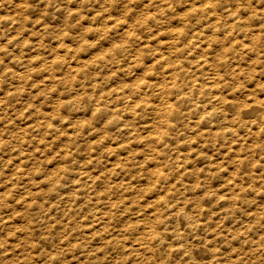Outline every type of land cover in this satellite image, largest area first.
Returning a JSON list of instances; mask_svg holds the SVG:
<instances>
[{
  "label": "rangeland",
  "instance_id": "1",
  "mask_svg": "<svg viewBox=\"0 0 264 264\" xmlns=\"http://www.w3.org/2000/svg\"><path fill=\"white\" fill-rule=\"evenodd\" d=\"M106 1L93 14L86 0H0V264H202L183 250L207 236L226 264H264V193H242L251 201L241 208L234 199L241 190L224 180L264 192V128L256 135L259 123L246 121L264 109V19H248L255 9L249 11L247 0H212L209 11L226 19L218 35L194 13L209 8L204 0H123L126 8L122 0ZM19 2L25 6L16 7ZM230 2L240 10L227 17ZM250 5L260 9L264 0ZM142 14L149 20L139 21ZM235 16L242 28L236 34L228 26ZM191 83L199 85L188 99L173 87ZM201 84L208 97L218 98L194 102ZM253 100L261 106L256 115L234 116L237 105ZM171 105L180 118L168 113ZM157 131L166 135L165 143L150 140ZM190 166L203 170L197 193L169 188L167 182L184 171L182 177L193 182ZM151 168L167 176L149 179ZM98 174L105 176L100 190L106 182L112 187L93 193L87 205L86 182ZM179 198L186 201L184 211L199 215V226L188 231L190 240L166 244L161 235L185 231L173 204ZM246 245L256 252L247 254Z\"/></svg>",
  "mask_w": 264,
  "mask_h": 264
},
{
  "label": "bare ground",
  "instance_id": "2",
  "mask_svg": "<svg viewBox=\"0 0 264 264\" xmlns=\"http://www.w3.org/2000/svg\"><path fill=\"white\" fill-rule=\"evenodd\" d=\"M87 1V3H88V5L91 7V9H92V12H93V14H94V7H96L97 5H99V4H101V2H107L106 0H86ZM111 1V0H110ZM126 1V0H125ZM129 1V0H128ZM135 1H138V0H135ZM140 1V4L141 3H143V2H141V0H139ZM145 1V0H144ZM152 1H155L154 3H156L157 1L156 0H151V1H149L148 3L147 2H145L144 4L146 5H148V4H150V2H152ZM163 1V0H162ZM161 1V2H162ZM193 1H195V0H193ZM217 2H218V0H216ZM220 1H223V0H219V2ZM230 1H232L233 2V0H230ZM237 1L238 0H236V3H237ZM251 2L252 3V0H247V2ZM261 1V0H260ZM113 2V1H112ZM112 2H110V3H112ZM118 2V1H117ZM132 1H130V3H131ZM160 2V3H161ZM169 2V1H168ZM168 2H166L167 4H168ZM205 2V3H204ZM213 2L214 1H212V0H204L203 1V3L205 4V5H207V7H209V8H206L205 6H202L203 4H201L202 3V1H201V3L200 4H198V6L200 5V10H201V12H199L198 11V13H196V11H194V13L195 14H197V15H199V17L200 16H203V19H205L204 17H206V20L205 21H203L204 22V24L205 23H207L206 24V26H209L210 28L212 27V29H214V33H215V31L219 28V26H221V25H223V23L224 22H226L225 20H224V22L222 21H219V20H222V15L223 16H225L224 14H220V15H218V14H214V13H211V11H209V9H211V5H212V7L213 6H215V5H213ZM227 2V1H226ZM225 1H224V3H226ZM244 2H245V0H244ZM122 3H123V6H124V3L125 2H123V0H122ZM153 3V2H152ZM151 3V4H152ZM164 4H165V2H163ZM198 3V2H197ZM210 3V4H209ZM250 3V4H251ZM261 3V2H260ZM106 4H108V3H106ZM105 4V5H106ZM162 4V3H161ZM229 4V3H228ZM235 3H231L230 2V7L228 8L227 6H226V4H225V6L228 8H224V9H227V12H226V16L227 17H231V16H234V15H237V12L240 10V9H238V6H235L234 5ZM250 4H247L248 6H247V8L249 9H255V11H253V12H250L249 14H248V19L250 20V21H254V23L255 22H258L259 24H260V19H264V6L263 7H261L260 9H258V8H256V7H254V5L252 6V5H250ZM16 5V7H17V5H19V8H20V5H24L25 6V4H23L22 2H19V3H16L15 4ZM104 5V4H103ZM125 5H127V3L125 4ZM129 5V4H128ZM133 5V4H132ZM135 5H138V4H135ZM163 5V4H162ZM169 5V4H168ZM236 5H239V3L238 4H236ZM130 6V5H129ZM144 6V5H143ZM159 6H160V4H159ZM192 6V5H191ZM218 6H219V3H218ZM240 6V5H239ZM244 6H245V4H244ZM257 6V5H256ZM23 7V6H22ZM60 7H65V4H62ZM125 8H126V6H124ZM147 7V6H146ZM155 7H156V5H155ZM163 7V6H162ZM165 7H167V5L165 6ZM190 7V6H189ZM220 7V6H219ZM224 7V6H223ZM236 7H237V10H236ZM258 7V6H257ZM260 7V6H259ZM148 8V7H147ZM150 8V7H149ZM157 8V7H156ZM155 8V9H156ZM164 8V7H163ZM216 8V7H215ZM221 8V7H220ZM219 8V9H220ZM240 8V7H239ZM22 9V8H21ZM97 9V8H96ZM144 9V8H143ZM168 8H166V10H167ZM172 9V8H171ZM218 9V10H219ZM249 9V11H251ZM75 10H77V9H75ZM74 11V10H73ZM158 11H159V7H158ZM163 11H164V9H163ZM168 11V10H167ZM171 11V10H170ZM191 11V10H190ZM217 11V10H216ZM243 11V10H242ZM186 12V11H185ZM214 12V11H213ZM244 12V11H243ZM246 12V11H245ZM148 14V13H147ZM160 14H162V12L160 13ZM164 14V13H163ZM184 14V13H183ZM186 14H187V12H186ZM186 14H185V16H186ZM194 14V15H195ZM241 14V13H240ZM247 14V13H246ZM245 14V15H246ZM74 15H76V16H79V15H81V13L80 12H76V13H74ZM95 15H96V12H95ZM149 15L150 14H148V17H149ZM167 15V14H166ZM189 15V14H188ZM193 15V16H194ZM156 16V15H155ZM91 17V16H90ZM148 17H146V15H144V14H142L138 19H139V21H143V22H146V21H148L149 19H148ZM151 17H152V15H151ZM159 17V16H158ZM189 17V16H188ZM226 17V18H227ZM154 18V17H153ZM186 18V17H185ZM190 18L191 19H193L192 18V15L190 14ZM194 18H197L196 16L194 17ZM157 19V18H156ZM247 19V18H246ZM158 20H160V19H158ZM158 20H156V21H158ZM183 20V19H182ZM186 20H189V19H186ZM237 20V18H236V16H235V19L233 20V22H231V25L229 24L228 26H230L229 28H231V30L233 29V27L235 26L236 27V29L234 30L235 31V34L237 33L236 32V30H237V26H241L239 23H238V20ZM83 21H84V19H80V22L79 23H83ZM154 21H155V19H154ZM155 21V22H156ZM179 21V20H178ZM181 21V20H180ZM184 21V20H183ZM191 21V20H190ZM193 21V20H192ZM197 21V20H196ZM200 21H202L201 19H200ZM200 21H199V23H200ZM228 21V20H227ZM249 21V23H251ZM115 22H116V20H115ZM122 22H124V20L122 21ZM128 22V21H127ZM240 22V21H239ZM68 23V22H67ZM106 23V22H105ZM113 23V22H112ZM111 23V24H112ZM159 23H161V22H159ZM179 23V22H178ZM186 23V22H185ZM195 23V22H194ZM202 23V22H201ZM222 23V24H221ZM245 23H247V22H245ZM247 24L248 26H250V24ZM125 23H123V25H124ZM158 24V23H157ZM180 24V23H179ZM183 24H184V22H183ZM189 24V23H188ZM192 25H193V23H191ZM197 24V23H196ZM203 24V23H202ZM204 24H203V26H204ZM221 24V25H220ZM121 25H122V23H121ZM132 25H133V23H132ZM175 25H177V23L175 24ZM182 25V24H181ZM110 26V25H109ZM127 26V25H126ZM177 26H179V25H177ZM184 26V25H183ZM183 26H181L182 28H183ZM186 26V25H185ZM228 26H225V28L226 27H228ZM257 26V25H256ZM124 27V26H123ZM132 27V26H131ZM134 27V26H133ZM190 27V26H189ZM193 27V26H192ZM202 27V26H201ZM243 28H244V24H243V26H242ZM252 27V26H251ZM254 27V26H253ZM122 28V27H121ZM128 28V27H127ZM174 28V27H173ZM182 28H181V30H182ZM191 28V27H190ZM223 28V27H222ZM264 28V27H263ZM119 29V28H118ZM175 29V28H174ZM177 29V28H176ZM221 29V28H220ZM219 29V30H220ZM239 30H241L240 28H238ZM259 29V28H258ZM262 29V28H261ZM127 30V29H126ZM184 30H188V27H187V29H186V27L184 28ZM183 30V32H185ZM207 30H209V29H207ZM226 30V29H225ZM227 30H229L230 31V29H227ZM227 30H226V32H227ZM250 30V29H249ZM125 31V30H124ZM128 31H129V28H128ZM128 31H126V32H128ZM221 31H222V29H221ZM238 31V30H237ZM245 31V30H244ZM244 31H241L242 33H243V35H246V34H244ZM258 32H259V30H257ZM264 31V30H263ZM131 32V31H130ZM181 32V31H180ZM217 32H218V30H217ZM216 32V33H217ZM240 32V33H241ZM258 32H257V34H258ZM125 33V32H124ZM176 34H177V32H175ZM174 33V34H175ZM179 33V32H178ZM207 33V32H206ZM211 33V32H210ZM215 33V34H216ZM223 33V32H222ZM221 33V34H222ZM264 33V32H263ZM262 33V34H263ZM130 34V33H129ZM129 34H127L126 33V35H129ZM180 34V33H179ZM178 34V35H179ZM218 34V33H217ZM221 34H218V35H221ZM229 34H234V33H229ZM228 34V35H229ZM254 34H256V33H254ZM252 35V39L253 38H256V40L257 39H260V36H258L257 37V35ZM260 34V33H259ZM258 34V35H259ZM125 35V34H124ZM131 35V34H130ZM177 35V36H178ZM192 35V34H191ZM225 35V34H224ZM227 35V36H228ZM239 35V34H238ZM241 35V34H240ZM172 36H176V35H172ZM177 36H176V38H177ZM181 36V35H180ZM185 36H187L186 34L183 36L184 38L183 39H185ZM249 35H247V37H248ZM188 37V36H187ZM189 37H191V36H189ZM224 37H226V36H224ZM236 37H238V36H236ZM243 37V36H242ZM250 37V36H249ZM182 39V38H181ZM190 39V38H189ZM219 39H221V38H219ZM223 39V38H222ZM240 39V38H239ZM245 39V38H244ZM171 40H173V38L171 39ZM171 40H169V41H171ZM177 40H179V39H177ZM207 40V39H206ZM225 40H226V38H225ZM224 40V41H225ZM229 40H230V37H229ZM232 40V39H231ZM235 40H237V39H235ZM234 40V41H235ZM262 41H263V39H261ZM222 41V40H221ZM233 41V40H232ZM232 41H230V43H233ZM250 41V40H249ZM167 42V41H166ZM225 42H227V41H225ZM224 42V43H225ZM241 42V41H240ZM168 43V42H167ZM167 43H166V45H167ZM174 43V42H173ZM218 43V42H217ZM222 43H223V41H222ZM228 43V42H227ZM243 43H245V42H243ZM252 43H254V42H252ZM241 44H242V42H241ZM246 44V43H245ZM249 44V43H248ZM257 44H259V43H257ZM173 45H175V44H173ZM173 45L171 46V48L173 47ZM170 46V45H169ZM168 46V47H169ZM251 46V45H250ZM262 46H263V44H262ZM165 47V46H164ZM175 47V46H174ZM170 47H169V49H171ZM261 48V47H260ZM168 50V49H167ZM255 73V72H254ZM261 73V72H260ZM263 73V72H262ZM13 75H19V73L18 72H13ZM260 75V74H259ZM236 76H237V74H236ZM263 76H264V74H263ZM165 77V76H164ZM234 77V76H233ZM259 77V76H258ZM257 77V78H258ZM262 79V78H261ZM259 81V80H258ZM259 82H261V81H259ZM177 84H179V82L177 83ZM254 84H255V82H254ZM176 85V84H175ZM175 85L173 86L174 88H176L175 90L177 91H179V90H183L181 93V97H182V95H185L186 96V98H187V96H189V98L190 97H192V93L193 92H195L196 90H197V87H198V83H191L190 85H188V86H186V87H182V88H180L179 87V85L178 86H176L175 87ZM210 85V84H209ZM256 85H257V83H256ZM261 86L263 85L264 86V83L263 84H260ZM260 85H259V88H260ZM211 86V85H210ZM200 87V86H199ZM172 88V87H171ZM180 88V89H179ZM186 88V90H184ZM205 88H206V85L204 86V85H202L201 84V89L202 90H200L199 88H198V94L196 95V99L194 100V102H199V101H201V102H203V101H205L206 103L207 102H212V100H216L217 98H218V96L215 94V95H213V98H210V97H208L203 91L205 90ZM207 88H208V86H207ZM256 88V87H255ZM209 89H211V87L209 88ZM256 89H258V88H256ZM173 90V89H172ZM200 90V91H199ZM260 90V89H259ZM206 91V90H205ZM262 91H264V90H262ZM261 91V92H262ZM183 92L185 93V94H183ZM209 92H211V91H209ZM256 92V91H255ZM257 92H258V90H257ZM177 93V92H176ZM253 93H254V91H253ZM259 93V92H258ZM196 94V93H195ZM209 94V93H208ZM251 94V93H250ZM210 95H211V93H210ZM252 95V94H251ZM262 95H263V93H262ZM195 96V95H194ZM179 97V96H178ZM258 97V96H257ZM261 97V96H260ZM177 98V97H176ZM181 99H183V98H181ZM181 99H179V100H181ZM188 99V98H187ZM192 99V98H191ZM247 99V98H246ZM258 99H260V98H258ZM183 100H185V98L183 99ZM223 102L225 103V105L228 103V105H230V101L228 100V99H226L225 100V98L223 97ZM175 101H177V100H175ZM182 101V100H181ZM180 101V102H181ZM187 101V100H186ZM185 101V102H186ZM172 102V101H171ZM184 102V103H185ZM193 102V103H194ZM230 102V103H229ZM245 102V101H244ZM255 102H256V100H255ZM255 102H254V100L253 101H249V102H245V104H243L242 106H236V108H235V110H233V111H235V115L234 116H236V117H247V116H249V115H251V114H255L258 110H260V108H261V106H259V105H257V104H255ZM182 103V102H181ZM189 103H190V101H189ZM189 103L187 104V106L189 105ZM192 103V102H191ZM204 103V102H203ZM202 103V104H203ZM199 104L201 105V103L199 102ZM197 105V106H200V105ZM205 104V103H204ZM208 104V103H207ZM235 104V103H234ZM196 105V104H195ZM194 105V106H195ZM211 105H214V103H212ZM264 105V104H263ZM99 106V105H98ZM194 106H192L193 108H194ZM196 106V109L198 108ZM203 106H205V105H203ZM210 106V105H209ZM208 106V107H209ZM219 106H222V103L219 105ZM223 106H224V104H223ZM222 106V107H223ZM232 106V105H231ZM221 107V108H222ZM226 107V106H225ZM263 107V106H262ZM203 108H205V107H203ZM207 108V107H206ZM211 108H213V107H211ZM210 109V108H209ZM166 110H168V113L171 115V116H173L174 118L176 117V118H180L181 117V113H180V110L178 109V108H172V105L170 106V108L168 107V108H166ZM197 111V110H196ZM232 111V112H233ZM227 113H228V110H227ZM233 114H234V112H233ZM225 115H226V113H225ZM231 115V114H230ZM256 115V114H255ZM223 116V115H222ZM230 117V116H229ZM250 117H252V116H250ZM249 117V118H250ZM227 118V117H226ZM204 119V118H203ZM233 120H234V118H233ZM232 120V121H233ZM243 120V119H242ZM200 121H202V118H199L198 120H197V122L198 123H200ZM235 121V120H234ZM244 122H245V120H243ZM246 121H250V122H254V123H259V125H257L258 126V129L256 128V135H258V134H260L262 131V128H264L263 127V124H264V109L262 108L260 111H259V113H258V116H257V118H250V119H246ZM195 123V122H194ZM245 124V123H244ZM172 126H174V125H172ZM177 126H178V124H177ZM252 128V127H251ZM254 128V127H253ZM248 129H250V128H248ZM255 129V128H254ZM215 131V130H214ZM250 131H252V129L250 130ZM249 131V132H250ZM207 133H208V131H207ZM219 133V132H218ZM254 133V132H253ZM212 134H213V132H212ZM249 134V133H248ZM251 134H252V132H251ZM215 135V134H214ZM219 135V134H218ZM149 136H151V134L149 135ZM152 138V137H151ZM264 138V137H263ZM150 140H152V141H157L158 143H161V144H163V143H165V141H166V135L163 133V132H159V131H157V133H156V135L155 136H153V138L152 139H150ZM178 140V139H177ZM176 140V141H177ZM197 140V139H196ZM261 140V139H260ZM168 144V143H167ZM199 144H200V142H199ZM262 144V143H261ZM203 145V144H202ZM260 145V144H259ZM200 146H201V144H200ZM263 147V146H262ZM118 149V148H117ZM32 150V149H31ZM27 153V152H26ZM25 155H27V154H25ZM28 156H30V160H32V155H30L29 153H28ZM27 156V157H28ZM177 156V155H176ZM34 157H36V156H34ZM200 158H204L205 156L204 155H200L199 156ZM21 158V157H20ZM19 158V159H20ZM25 158H26V156H25ZM178 158V157H177ZM206 158V157H205ZM12 159V158H11ZM17 159V158H16ZM29 159V158H28ZM186 159L187 160H189L190 159V157L188 156V157H186ZM195 159H198V158H195ZM14 160V159H13ZM21 160H23V159H21ZM25 160V159H24ZM26 160H27V158H26ZM121 160H123V159H120L119 161H121ZM128 160H130V159H128ZM204 160V159H203ZM203 160H199V161H203ZM29 161V160H28ZM124 161V160H123ZM184 161V160H183ZM15 162V161H14ZM13 162V163H14ZM32 162V161H31ZM126 162H128V161H126ZM125 162V163H126ZM206 162V161H205ZM118 163V162H117ZM124 163V162H123ZM206 163H209V162H206ZM25 164V163H24ZM119 164V163H118ZM120 164H122L121 162H120ZM158 164V163H157ZM156 164V165H157ZM188 164V163H187ZM205 164V163H204ZM186 165V164H185ZM16 166V165H15ZM21 167H22V165H20ZM125 166V165H124ZM155 166V165H154ZM183 166H184V164H183ZM212 166V165H211ZM114 168H115V166H113ZM126 168H127V166H125ZM190 167H192V169H190V171H191V174H190V176L189 177H192V180H193V182H188L187 180H185L184 178H186V177H182L183 175H187L186 174V172L188 173V171H184L185 172V174H184V172H182V173H180L178 176H176V177H174V179H172L171 181L172 182H170L169 183V181L167 182L168 184H170L169 185V188H172L174 191L175 190H177V192H179V193H184V192H187L186 190H187V187H189V188H191L193 191H194V193H197V190H198V188L199 187H201V185L203 184L202 182H201V180L203 179L201 176H204V174H202L203 172H201V171H203L202 170V168H195L194 166H190ZM209 167V166H208ZM255 167H257L256 165H255ZM24 168H26V167H24ZM114 168H113V170H114ZM182 168V167H181ZM212 168V167H211ZM252 168H254L253 166H252ZM59 169V168H58ZM116 169V168H115ZM128 169V168H127ZM154 169V168H153ZM152 168L149 170V179L151 178H153L154 176L157 178V181L159 180L160 181V179L162 180L163 178H165L166 176L165 175H163V173H160L159 172V170L158 171H154ZM214 169V168H213ZM219 169H221V168H219ZM18 170V169H17ZM26 170V169H25ZM24 170V171H25ZM110 170V169H109ZM205 170V169H204ZM216 170V169H215ZM228 170V169H227ZM226 170V171H227ZM234 170V169H233ZM232 170V172H234ZM179 171V170H178ZM180 171H181V169H180ZM220 171V170H219ZM15 172V171H14ZM17 172V171H16ZM27 172V171H26ZM106 172V171H105ZM114 172V171H113ZM157 172V173H156ZM231 172V171H230ZM28 173V172H27ZM128 173H129V170H128ZM127 173V174H128ZM190 173V172H189ZM207 173V172H206ZM213 173V172H212ZM258 173V172H257ZM12 174H14V173H12ZM12 174H10L11 176H12ZM20 174V173H19ZM18 174V175H19ZM126 174V173H125ZM166 174V173H165ZM177 174V173H176ZM225 174V173H224ZM231 174V173H230ZM6 174H4L3 176H5ZM9 175V176H10ZM16 175V174H15ZM27 175V174H26ZM105 175V174H104ZM236 175V174H235ZM252 175V174H251ZM258 175V174H257ZM262 175V174H261ZM32 176V175H31ZM30 176V177H31ZM220 176V175H219ZM229 176V175H228ZM243 176V175H242ZM255 176V175H254ZM7 177V176H6ZM15 176H13L12 178H14ZM21 177H22V175H21ZM26 177V176H25ZM102 177H105V176H103V175H97V176H94L91 180L89 179L87 182H86V184H87V193H86V196H85V198H84V203H86L87 205H91V204H93L92 202H93V199H94V195L95 194H98V192H101V191H107L108 192V187L110 188V186L112 187V185H108L107 183L108 182H106V187L104 188V189H102V190H100L97 186V183H99V182H103L104 181V178H102ZM123 177V176H122ZM207 177V176H206ZM216 177H218V176H216ZM227 177V176H226ZM249 177V176H248ZM3 178H5V177H3ZM2 178V179H3ZM17 178H18V176H17ZM52 178V177H51ZM110 178V177H109ZM208 178V177H207ZM223 178V177H222ZM250 178V177H249ZM252 178L253 177H251V180H252ZM29 179V178H28ZM32 179H33V176H32ZM123 179V178H122ZM126 179V178H125ZM241 179V178H240ZM258 179V178H257ZM7 181H8V179H6ZM14 180V179H13ZM16 180V179H15ZM14 180V181H15ZM22 180V179H21ZM21 180H18V182L20 181L21 182ZM108 180V179H107ZM124 180V179H123ZM168 180V179H167ZM205 180V179H204ZM220 180H221V178H220ZM225 180V184H227V185H225V186H228V187H231V189H234V188H238V190L240 189L241 191H240V193H238L237 191L235 192L236 193V197L234 196V199H236L235 200V202L237 201L239 204H240V206L239 207H241L242 208V205L243 204H249L250 203V199L251 198H247V197H245V195L247 196V194H248V192L247 191H250V190H252V191H254V193H256V194H262V193H264L262 190H260L259 188H255V186L254 185H252V186H250V185H248V186H244V185H240L239 183H234L233 185H232V183L233 182H231V179L229 180V179H224ZM259 180V179H258ZM261 180V179H260ZM259 180V181H260ZM262 180H263V178H262ZM29 181V180H28ZM106 181V180H105ZM116 181V180H115ZM120 181V180H119ZM119 181H116V185H118L119 183ZM129 181V180H128ZM156 181V182H157ZM164 181V180H163ZM203 181V180H202ZM217 181V180H216ZM244 181V180H243ZM253 181V180H252ZM19 182V183H20ZM113 182V181H112ZM148 182H149V180H148ZM153 182V181H152ZM156 182L154 183V184H156ZM209 182V181H208ZM245 182V181H244ZM250 182V181H249ZM248 182V183H249ZM258 182V181H257ZM257 182H256V184H257ZM261 182V181H260ZM260 182H258V183H260ZM2 183H4V181H2ZM7 183V182H6ZM22 183L24 184V182L22 181ZM25 183H26V181H25ZM40 183V182H39ZM124 184L126 183V184H128V182H126V181H124L123 182ZM159 183V182H158ZM5 184V183H4ZM10 184V183H9ZM12 184H14L13 183V181H12ZM12 184H11V186H12ZM22 184V186H24ZM27 184V183H26ZM25 184V185H26ZM181 184V185H180ZM224 184V183H223ZM251 184V183H250ZM253 184H255V183H253ZM255 184V185H256ZM1 185V184H0ZM21 185V184H20ZM28 185V184H27ZM26 185V186H27ZM164 185V184H163ZM205 185H206V183H205ZM208 185V184H207ZM211 185V184H210ZM213 185V184H212ZM240 187H239V186ZM15 186V185H14ZM18 186V185H17ZM25 186V187H26ZM203 186V185H202ZM221 186V185H220ZM13 187V186H12ZM12 187H10V188H12ZM127 187H129V186H127ZM150 187V186H149ZM227 187V188H228ZM260 187H261V185H260ZM3 188H4V186H3ZM7 188V187H6ZM9 188V186H8V190L10 189ZM22 188V187H21ZM147 188H148V186H147ZM151 188V187H150ZM149 188V189H150ZM185 190H184V189ZM209 188H211V187H209ZM264 188V187H263ZM18 189V191H19V189L20 188H17ZM162 189V188H161ZM11 190V189H10ZM14 190V189H13ZM25 190H27L28 191V188H25ZM110 190V189H109ZM170 190V189H169ZM190 190V189H189ZM188 190V191H189ZM7 191V190H6ZM114 191V190H113ZM172 191V190H171ZM231 191H233V190H231ZM8 192H10V191H8ZM111 192V191H110ZM207 192V191H206ZM246 192H247V194H246ZM5 193V192H4ZM28 193V192H27ZM93 193H95V194H93ZM209 193V192H208ZM207 193V194H208ZM213 193V192H212ZM225 193V192H224ZM232 193V192H231ZM230 193V194H231ZM245 194V195H243V194ZM251 193V192H250ZM9 194V193H8ZM10 194H11V192H10ZM112 194V193H111ZM176 194V193H175ZM185 194V193H184ZM201 194V193H200ZM223 194V193H222ZM221 194V195H222ZM20 195H21V193H20ZM28 195V194H27ZM26 195V196H27ZM192 195V194H191ZM197 195V194H196ZM195 195V196H196ZM220 195V196H221ZM22 196V195H21ZM24 196V195H23ZM205 196V195H204ZM223 196V195H222ZM244 196V197H243ZM253 196V195H252ZM96 197V196H95ZM100 197V196H99ZM179 197V196H178ZM186 197V196H185ZM208 197H210V195L208 196ZM207 197V198H208ZM224 197H226V196H224ZM229 197V196H228ZM254 197V196H253ZM263 197V196H262ZM28 198H30V195L28 196ZM187 198V197H186ZM189 198V197H188ZM193 198V197H192ZM202 198V197H201ZM219 198V197H218ZM218 198H216V199H218ZM221 198V197H220ZM256 198V197H255ZM100 199V198H99ZM196 199V198H195ZM223 199V198H222ZM185 200V199H184ZM252 200H254V198L252 199ZM98 201V200H97ZM188 201V200H187ZM205 201H207V200H205ZM211 201V200H210ZM213 201V200H212ZM220 201V200H219ZM96 202V201H95ZM94 202V203H95ZM99 202V201H98ZM147 202V201H146ZM184 202H186V201H183V199H176V200H174V206L176 207V209H178L179 210V212H180V215L183 217V219L181 220V222H178V223H182L184 226H183V228H184V230L185 231H183V232H178V231H174V232H172V234H170L169 236H165V235H161V241L163 242V243H166L167 244V242H168V240L170 241V244L172 245V243H171V240L172 239H174V240H177V241H183V240H186V241H188V240H190V238L189 237H192V234H189L188 233V231L189 230H194V229H196V227H197V225H198V220H199V218L200 217H198L199 215H197V214H192V213H188V212H186V211H184V210H187V205L186 204H184ZM208 202V201H207ZM253 202V201H252ZM149 203V202H148ZM148 203H146V204H148ZM222 203H224V202H222ZM264 203V202H263ZM201 204V203H200ZM220 204H221V201H220ZM145 205V204H144ZM261 205V204H260ZM147 206V205H146ZM150 206H151V204H150ZM205 206V205H204ZM228 206V205H227ZM234 206V205H233ZM259 206V205H258ZM264 206V205H263ZM141 207V206H140ZM221 207H222V205H221ZM238 207V206H237ZM250 207V206H249ZM249 207H248V209H249ZM42 208H43V205H42ZM143 208V207H142ZM195 208V207H194ZM212 208V207H211ZM232 208V207H231ZM240 208V209H241ZM261 208L262 209H264L262 206H261ZM141 209V208H140ZM139 209V210H140ZM240 209H237V210H240ZM245 208H243V210H241V212L242 211H245L244 210ZM7 210V209H6ZM228 210V209H227ZM255 210V212H256V209H254ZM3 211V210H2ZM98 211H100V210H98ZM141 211V210H140ZM146 211V210H145ZM223 211V210H222ZM258 211V210H257ZM142 212H144V211H142ZM234 212V211H233ZM232 212V213H233ZM238 212V211H237ZM249 212V211H248ZM254 212V211H253ZM259 212V211H258ZM258 212H256V213H258ZM205 213V212H204ZM247 213V212H246ZM261 213H262V211H261ZM264 213V212H263ZM94 214H96V213H94ZM239 214V213H238ZM245 214V213H244ZM252 214V213H251ZM260 214V213H259ZM139 215V214H138ZM206 215V214H205ZM236 215V214H235ZM255 215V214H254ZM17 216V215H16ZM166 216H167V218L168 219H170V220H172V218L174 217V216H172V212H167L166 213ZM237 216V215H236ZM239 216V215H238ZM11 218V217H10ZM100 218V217H99ZM156 218H158V216H156ZM255 218V217H254ZM3 219V218H2ZM5 219V218H4ZM7 221V220H6ZM3 223V222H2ZM200 224V223H199ZM199 226V225H198ZM187 228H189V229H187ZM192 232V231H191ZM194 237L196 236V235H193ZM171 239V240H170ZM211 238H209L208 236L207 237H204V239H201L199 242L201 243L200 245H196V246H188V244L187 243H185V248H184V250H183V254H186L187 255V257H199V259L202 261V264H226V263H228L227 261L228 260H225V261H223V260H219L218 258H216V256H218L217 254H218V249L217 248H211L210 246H211V244H215L214 242H211V240H210ZM213 239V238H212ZM214 241V240H213ZM249 241H254V239H250ZM248 241V242H249ZM255 242V241H254ZM222 245V244H221ZM246 247H247V250H246V252H247V254H252V253H255L256 252V248L255 247H251V246H247L246 245ZM179 248H180V246H176L174 249H177V250H179ZM254 248V249H253ZM222 249V248H221ZM264 249V248H263ZM252 251H254V252H252ZM231 257V256H230ZM189 259H191V258H189ZM229 259V258H228ZM231 260V259H230ZM229 260V261H230ZM247 262H249L248 260L247 261H245V263H247ZM183 264H193V261H190V260H188V261H186V262H184Z\"/></svg>",
  "mask_w": 264,
  "mask_h": 264
}]
</instances>
